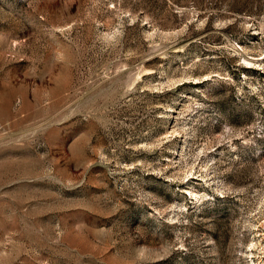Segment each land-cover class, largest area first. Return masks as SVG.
Masks as SVG:
<instances>
[{
	"label": "rangeland",
	"instance_id": "1",
	"mask_svg": "<svg viewBox=\"0 0 264 264\" xmlns=\"http://www.w3.org/2000/svg\"><path fill=\"white\" fill-rule=\"evenodd\" d=\"M0 264H264V0H0Z\"/></svg>",
	"mask_w": 264,
	"mask_h": 264
}]
</instances>
